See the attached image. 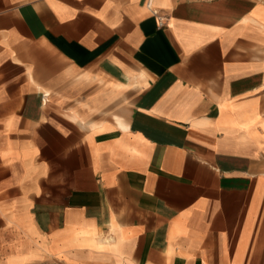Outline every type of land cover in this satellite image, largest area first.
Here are the masks:
<instances>
[{
    "label": "crops",
    "instance_id": "1",
    "mask_svg": "<svg viewBox=\"0 0 264 264\" xmlns=\"http://www.w3.org/2000/svg\"><path fill=\"white\" fill-rule=\"evenodd\" d=\"M45 261L264 264V0H0V264Z\"/></svg>",
    "mask_w": 264,
    "mask_h": 264
},
{
    "label": "rangeland",
    "instance_id": "2",
    "mask_svg": "<svg viewBox=\"0 0 264 264\" xmlns=\"http://www.w3.org/2000/svg\"><path fill=\"white\" fill-rule=\"evenodd\" d=\"M36 264H60V263L52 262V261H45V262H42V263H36ZM61 264H62V263H61Z\"/></svg>",
    "mask_w": 264,
    "mask_h": 264
},
{
    "label": "built area",
    "instance_id": "3",
    "mask_svg": "<svg viewBox=\"0 0 264 264\" xmlns=\"http://www.w3.org/2000/svg\"><path fill=\"white\" fill-rule=\"evenodd\" d=\"M161 20H163V21H164V18L162 17V18H161Z\"/></svg>",
    "mask_w": 264,
    "mask_h": 264
}]
</instances>
